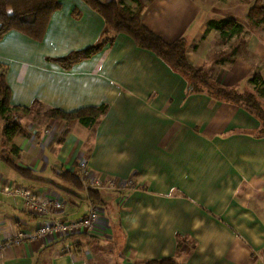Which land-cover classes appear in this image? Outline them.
Here are the masks:
<instances>
[{
	"label": "crops",
	"instance_id": "obj_1",
	"mask_svg": "<svg viewBox=\"0 0 264 264\" xmlns=\"http://www.w3.org/2000/svg\"><path fill=\"white\" fill-rule=\"evenodd\" d=\"M253 1L142 0L141 23L166 42L183 39L192 66L221 86L252 93L264 110V95L249 83L264 77V22L249 18ZM60 3L39 39L14 29L0 37L9 102L66 112L93 106L99 114L90 127L41 120L32 110L18 114L17 152L4 140L0 118V264H143L167 257L179 264H264L260 119L242 105L190 90L187 77L124 33L101 43L106 25L96 10L82 0ZM221 19L241 31L206 32L209 21ZM98 44L89 57L67 66L58 61ZM68 170L80 174L76 194L61 178ZM88 185L99 191L98 204L87 199ZM9 187L62 202L55 220H77L94 207L95 227L86 233L93 238L37 236L47 218L28 212L22 198L5 193Z\"/></svg>",
	"mask_w": 264,
	"mask_h": 264
},
{
	"label": "trees",
	"instance_id": "obj_2",
	"mask_svg": "<svg viewBox=\"0 0 264 264\" xmlns=\"http://www.w3.org/2000/svg\"><path fill=\"white\" fill-rule=\"evenodd\" d=\"M91 9L96 10L104 19L106 30L101 39L102 42L110 41L114 35L124 33L128 35L139 47L150 50L157 57L163 60L183 74L189 80L190 90L205 91L207 94L224 101L242 105L251 113L255 114L261 121L264 132V110L252 93H242L232 88L221 86L212 81L204 69L192 66L186 58L185 41L178 39L173 42L164 41L159 35L147 29L141 23L142 0H129L133 4H126L123 0H82ZM254 0L249 9V18L255 23L264 22V4ZM60 0H0V37L9 30H17L21 33L39 39L46 29L50 14L60 6ZM211 29H218L222 34L233 36L241 31V26L228 19L211 20L208 22L206 32ZM205 32V33H206ZM100 48V44L90 46L86 49L70 52L58 61L62 65L79 61L89 57L94 51ZM5 67L0 63V118L3 120L2 136L11 145L13 152H17L12 140L17 133H22L23 128L18 121V114H27L34 106H41L34 103L31 107L13 106L9 102V88L5 81ZM253 90L258 96L264 95V77H253L249 80ZM43 107V106H41ZM47 118L61 119L65 121L77 120L82 126L90 127L98 117L99 109L93 106L81 107L73 111H63L58 108H45ZM14 169L22 175H28L29 170L16 166L13 161H7ZM80 168V165H78ZM63 181L72 187L71 193L82 190L80 174L76 171H65L61 174ZM65 190H69L66 189ZM99 191L93 188L88 190V198L92 204L99 203ZM72 234L67 235L68 237ZM81 237H89V234L79 233ZM143 264H179L172 257L148 260Z\"/></svg>",
	"mask_w": 264,
	"mask_h": 264
},
{
	"label": "built area",
	"instance_id": "obj_3",
	"mask_svg": "<svg viewBox=\"0 0 264 264\" xmlns=\"http://www.w3.org/2000/svg\"><path fill=\"white\" fill-rule=\"evenodd\" d=\"M81 173L86 174L88 172L87 166L82 163L80 165ZM93 186L95 188H101L102 183L98 179H93ZM112 182L106 183V187H113ZM90 189V186H85V190ZM5 193L14 194L22 198L25 209L37 215H42L47 220L40 224L36 231V235H45L48 233L69 235L75 232L90 233L94 227L98 217V212L94 207H91L89 211L77 220H55L53 218V210H59L63 208V203L58 200H49L42 198L41 196L33 195L29 189L24 187H9L3 188ZM20 236H23L20 234Z\"/></svg>",
	"mask_w": 264,
	"mask_h": 264
},
{
	"label": "rangeland",
	"instance_id": "obj_4",
	"mask_svg": "<svg viewBox=\"0 0 264 264\" xmlns=\"http://www.w3.org/2000/svg\"><path fill=\"white\" fill-rule=\"evenodd\" d=\"M261 4H264V0L259 1ZM33 114L38 116V119H43L44 117L47 118V110L44 107L41 106H34L32 108ZM114 187V186H113ZM113 187H108V188H113ZM37 236H43V235H37Z\"/></svg>",
	"mask_w": 264,
	"mask_h": 264
}]
</instances>
